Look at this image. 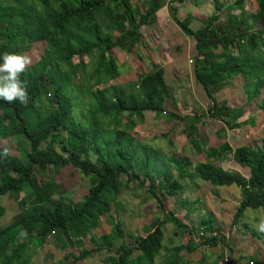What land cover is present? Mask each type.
Masks as SVG:
<instances>
[{
	"label": "trees",
	"instance_id": "trees-1",
	"mask_svg": "<svg viewBox=\"0 0 264 264\" xmlns=\"http://www.w3.org/2000/svg\"><path fill=\"white\" fill-rule=\"evenodd\" d=\"M164 1L143 0L140 11L130 0H0V57L6 52L21 54L32 43L44 44L36 63L20 76L27 86V105L0 100V140L13 138L17 152L11 155L7 146H0V197L12 196L19 210L12 221L0 226V264H25L49 237L61 249H79L77 255L65 253L57 264H75L100 252L106 254L102 264H154L162 247L164 225L193 234L189 225L169 212L162 220H152L143 236H131L130 243L125 242L122 225L115 220L109 231L114 248H106L101 238L89 237L122 188L121 176L133 181L140 175L136 186L143 187L146 182V194L159 208H163L165 197L178 200L186 186L200 182L215 197L217 187L233 185L239 189L232 225L247 209L264 212V136L256 147L231 148L227 143L208 147L197 133V125L207 118L221 123L222 128L215 132L217 138L225 129L236 130L252 122H238L242 109H228L225 102L214 98L236 78L242 81L246 103L258 99V108L264 113V26L251 28L264 22V0H253L252 14L243 13V0H236L240 13L224 21L218 14L223 3L212 0L214 13L194 31L188 27L191 16L177 19V9L170 1L166 3L172 22L194 41L192 76L208 101L201 115H179L165 109L160 65L150 64L148 72L124 87L108 86L120 74L113 50L125 54L135 50L141 39L139 28L154 23L155 12ZM79 98L84 99L85 112L79 111L81 120L77 121L73 113L81 105ZM39 106L38 115L27 120L23 117L25 111L33 112ZM145 112L182 126L189 146L182 150H187V156L178 157L174 152L163 156L118 128L121 113H126L130 122H141ZM198 155H203V162L192 164L190 157ZM229 162L248 175L227 167ZM224 164L226 167L221 166ZM68 166L90 184L81 201L75 203L59 184L44 179L46 172ZM177 207L181 209L184 203ZM2 214L0 207V217ZM212 222L210 215L199 220L200 245H220L232 251ZM86 238L91 249L82 245ZM194 249L190 242L166 249L159 264H182L178 253ZM231 262L228 259L223 264ZM242 264L258 263L248 258Z\"/></svg>",
	"mask_w": 264,
	"mask_h": 264
},
{
	"label": "rangeland",
	"instance_id": "rangeland-1",
	"mask_svg": "<svg viewBox=\"0 0 264 264\" xmlns=\"http://www.w3.org/2000/svg\"><path fill=\"white\" fill-rule=\"evenodd\" d=\"M142 1L130 0V3L132 6L139 8L140 11H143L141 7ZM169 1L171 2V7H177V10L178 8L180 9L179 15L175 13L176 18L179 20H183L187 14L190 15L189 13L193 12L190 15L191 19L188 26L193 31L201 26L202 20L214 13L213 3L210 0H208L210 10H204L207 0H184V3L181 5L175 0H165L164 2L167 3ZM219 1L224 5V8L218 13L220 21L226 20L230 15L240 13L238 7L235 5L236 0ZM166 11L168 16H165V20L168 17L171 20L168 8ZM243 13H254L253 0H243ZM169 25H171L173 30L175 29L174 26L176 25L173 22ZM263 26L264 22L259 21L251 26V28L253 30L261 29ZM171 31L168 30L167 34ZM179 33L183 36L180 30ZM144 34L147 40L146 45L149 43L150 46L154 44L158 45L160 54H157L156 57L159 59V62H163V80L166 88L165 109L179 115H201L205 113L208 101L200 86L194 83L192 76L191 61H193L195 55L192 38L187 37L184 43H181L182 41H178L175 36L169 34L166 40L174 42L176 47L174 48L171 44H165V39H161L158 44L154 36L159 38V32L155 31L151 25ZM43 49V42H39L27 45L24 51L21 52V54H27L31 57L32 64L29 67L36 63ZM136 49H133L130 54L113 50L112 56L115 58L120 74L117 78L110 81L108 86L124 87L129 82H135L138 75L149 70L150 65H147L145 57L147 50H144L143 45H139ZM149 51L147 52L148 54ZM174 56H180L176 64L173 63L175 61L173 60ZM72 61L74 63L77 62V58L74 57ZM226 87L225 90L214 95L216 101L225 102L227 107L235 105L234 108L228 107V109L239 110V106L242 105L241 107L244 109L243 115L238 119V122H247L249 118H252V122L246 123L236 130L226 129L222 135L223 138H217L215 132L221 129L219 122L214 119H203L202 124L197 125L198 136L206 142L208 147H217L222 143H227L231 148L242 145L256 147L264 136V113L258 109V99L251 101L249 104L246 103L242 92V81L239 78H236ZM261 95L264 97V91H262ZM78 102L81 105L73 113L77 121L81 120V117L78 116L79 111L85 112L84 99L79 98ZM2 109V106H0V111ZM39 110L40 106L33 110V112L25 111L23 117L26 120L31 119L39 114ZM118 119V128L136 139V141L144 144L148 149L154 150L163 156L170 155L172 152L178 157L187 156V150L184 151L182 149L183 147L187 149L189 146L182 134V126L179 123L169 122L164 117L155 116L150 112L144 113L141 122H130L131 119L126 116V113H121ZM168 140L171 141V145L168 143ZM0 146H7L9 154L17 155L13 138L0 140ZM203 159V155L190 157L192 164L196 161L201 162ZM164 167L173 173V168L169 164L165 163ZM227 167L233 170L237 169L244 177L248 175L246 170L239 168L233 162L228 163ZM44 179L59 184L65 195L74 203L81 201L90 188L87 178L69 166L58 169L56 172H46ZM140 180V175L133 181H128L125 176L120 177V182L123 184L122 188L109 205V212L100 217L99 226L90 232L89 237L101 238L104 240L106 248H114L116 244L109 237V231L114 220L121 223L125 234V242L130 243L131 236L144 235L145 230L149 229V224L152 220H162L165 214L172 212L176 218L191 227L193 234L189 236L187 233H181L170 224L164 225L162 228V247L154 264L162 262L166 249L170 250L173 247L185 245L187 242L192 243L195 249L192 251L181 250L178 253L182 264H223L224 258L231 260V264H242L248 258L255 260L258 264H264V234L262 235L263 237L256 235L261 232L258 226L264 220V212L262 210L247 209L244 211V215L240 221L235 225L231 223L232 215L236 208L235 200L239 197L240 193L238 188L233 185L217 187L215 191L218 196L215 197L212 196L207 186H203L198 182L196 184L199 186L189 184L181 194V198L179 197L178 200H175L165 197L163 208H159L157 203L147 196L145 191L146 182L143 187L136 186ZM211 189L214 190L213 188ZM53 197H56V193ZM206 197L208 198L206 199ZM181 202L184 203V207L180 209L177 206ZM0 207L3 209V214L0 217V226L7 225L19 213L16 200L10 195L0 197ZM208 215L213 220V229L226 238L227 245L232 251L220 245L214 248H206L200 245L201 239H198L199 220L204 219ZM244 226L247 228L244 229ZM88 238L82 240V245L86 249H91L93 246L90 244ZM59 245L53 237L47 238L42 246L33 250V254L30 255L25 264H57L59 261H62L63 255L67 252L73 255L78 254L79 249L75 247H68L65 250L61 249ZM105 257L106 254L103 252L92 253L83 261L75 264H102Z\"/></svg>",
	"mask_w": 264,
	"mask_h": 264
},
{
	"label": "clouds",
	"instance_id": "clouds-1",
	"mask_svg": "<svg viewBox=\"0 0 264 264\" xmlns=\"http://www.w3.org/2000/svg\"><path fill=\"white\" fill-rule=\"evenodd\" d=\"M0 63V100L9 104L19 101L27 105L29 95L27 86L21 81L20 76L32 64V59L27 54L4 53ZM4 155H7L5 149ZM259 231L264 232V220L258 226Z\"/></svg>",
	"mask_w": 264,
	"mask_h": 264
},
{
	"label": "crops",
	"instance_id": "crops-1",
	"mask_svg": "<svg viewBox=\"0 0 264 264\" xmlns=\"http://www.w3.org/2000/svg\"><path fill=\"white\" fill-rule=\"evenodd\" d=\"M211 2H212V0H210ZM166 2H164V4H165ZM182 3H184V0H181V2L179 3L180 5L182 4ZM208 3H209V1L207 0L206 1V7H204V10H210V7L208 6ZM163 4V6L162 7H160L156 12H155V20H154V23L151 25V26H153V28L155 29V31H157V32H159V38H157V37H155L154 36V38L157 40L156 42H158V44H159V41H161V39H165V44L166 43H168V44H171L172 46H174V48H176L175 47V43L174 42H172V41H168V40H166L168 37H169V34H172V36H175V38L178 40V41H182L181 43H184V41H185V38H187V36H181L180 35V33H179V30H178V28H177V26H174V30H173V28L171 27V25H169L170 23H172L171 22V20L169 19V17H168V19H166L165 20V16H168L167 15V11H166V9H167V4H165L164 5ZM176 9H177V7H176ZM180 9L178 8V10L176 11V13L179 15L180 14ZM193 12H190L189 14L191 15ZM188 15V14H187ZM168 22H170L169 24H168ZM148 27L149 26H141L140 28H139V32H140V35H141V39H140V42H139V44L137 45V47L139 46V45H143L144 46V50H147V52L149 51V54L147 53V52H145V57H146V63H147V65H150V64H153V65H160L161 67H163V72H164V66L162 65L163 64V62H159V59L156 57V55L157 54H160L159 53V50H158V45H156V44H154V45H151L150 46V43L149 44H147L146 45V42H147V40L145 39V34H144V32L148 29ZM168 30H172L170 33L168 32V34H167V31ZM162 37V38H161ZM188 38H190V37H188ZM193 41V40H192ZM186 49H188V48H186ZM136 50H138V49H136ZM180 57V56H179ZM179 57L178 56H174L173 58V60H175V61H173V63H177L178 62V60H179ZM149 70H150V68H149ZM148 70V71H149ZM148 71H146V72H148ZM145 72V73H146ZM163 76H164V74H163ZM201 88V87H200ZM226 89H227V87H226ZM223 90H225V87L223 88V89H221L220 91H223ZM219 91V92H220ZM218 92V93H219ZM258 103H259V101H258ZM248 104V103H247ZM259 105V104H258ZM234 106L235 105H233V107L230 105V106H228V107H230V108H234ZM242 105H240L239 107L242 109V115H243V108L241 107ZM227 107V108H228ZM238 107V108H239ZM259 107V106H258ZM259 109V108H258ZM242 117V116H241ZM248 120H251L252 121V118H249ZM247 120V121H248ZM219 125H220V128H222V125H221V123H219ZM226 130V129H225ZM222 136V135H221ZM221 138H223V137H221ZM197 157V156H196ZM197 162V161H196ZM201 162H203V161H201ZM230 163V162H229ZM221 166H224V167H226L225 166V164L224 165H221ZM198 183H200V182H198ZM200 184H202V183H200ZM203 185V184H202ZM197 186H199V185H197ZM204 186V185H203ZM209 190V189H208ZM210 192H211V190H210ZM208 197H206V199H207ZM239 198H240V193H239V197H237L236 198V200H235V206L237 205V202H238V200H239ZM156 258H158V257H156Z\"/></svg>",
	"mask_w": 264,
	"mask_h": 264
},
{
	"label": "built area",
	"instance_id": "built-area-1",
	"mask_svg": "<svg viewBox=\"0 0 264 264\" xmlns=\"http://www.w3.org/2000/svg\"><path fill=\"white\" fill-rule=\"evenodd\" d=\"M223 262H224V263H228V259H227V258H224V259H223Z\"/></svg>",
	"mask_w": 264,
	"mask_h": 264
}]
</instances>
